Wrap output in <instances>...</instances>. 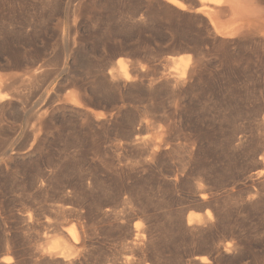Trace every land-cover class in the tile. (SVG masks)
I'll return each mask as SVG.
<instances>
[{
  "label": "rangeland",
  "instance_id": "obj_1",
  "mask_svg": "<svg viewBox=\"0 0 264 264\" xmlns=\"http://www.w3.org/2000/svg\"><path fill=\"white\" fill-rule=\"evenodd\" d=\"M245 2L214 29L198 0H0V264H264Z\"/></svg>",
  "mask_w": 264,
  "mask_h": 264
},
{
  "label": "bare ground",
  "instance_id": "obj_2",
  "mask_svg": "<svg viewBox=\"0 0 264 264\" xmlns=\"http://www.w3.org/2000/svg\"><path fill=\"white\" fill-rule=\"evenodd\" d=\"M198 1H200V4H201V7H204V8H206V9H208V12L209 11H211L212 12V14H211V16H210V14H209V20H210V23H211V25H213L212 27L214 28H220V20L218 19V14L217 13H215L214 11H215V9H216V7H218L219 8V5H221L222 6V4H224V3H228V5H226L227 7L229 6V10H230V12H229V14L232 16V23H236V22H238V21H240V20H242V19H244V17H246V16H248L249 15V13H251V12H253V9L251 8V7H249V4H247L246 2H245V0H198ZM211 4V6H208V4ZM199 4V5H200ZM209 4V5H210ZM225 6V10H226V7ZM200 8V7H199ZM205 9V10H206ZM203 10V9H202ZM218 10V9H217ZM217 10H216V12H217ZM219 11H222V9H219ZM205 12V11H204ZM207 11H206V13H208ZM213 12H214V15H213ZM254 13V12H253ZM252 13V14H253ZM217 14V15H216ZM213 15V16H212ZM249 17V16H248ZM220 21V22H219ZM263 24V23H262ZM222 26H224V25H222ZM228 27V26H227ZM226 27V28H227ZM214 28V29H215ZM224 29V30H227V33L226 34H228V33H230L231 34V32H232V29L231 28H227V29ZM263 28V27H262ZM228 29H231V30H229L228 31ZM218 31L217 32H219L220 30L219 29H217ZM221 32H222V29H221ZM220 32V33H221ZM223 33V32H222ZM5 96L6 95H2L1 93H0V101L1 100H3L4 98H5ZM264 158V157H263ZM200 217H201V215L199 214V213H196V212H189L188 213V215H187V223H192V222H195V221H198L199 219H200ZM136 224H137V222H136ZM135 225V224H134ZM138 225V224H137ZM69 229H70V231H71V234H72V237H71V240L73 241V242H75L76 243V241H77V239H78V237H77V232H76V228L74 227V226H71V227H69ZM67 231V230H66ZM79 242V241H78ZM54 254H56V255H58V256H61V257H63V258H67L68 259V257L70 256V254L68 253V252H66V251H64L63 250V248H61V249H59L58 251H54ZM204 258L205 257H200V261H205L204 260ZM5 259H8V257H5L4 258V261H5ZM7 261V260H6ZM206 262V261H205Z\"/></svg>",
  "mask_w": 264,
  "mask_h": 264
},
{
  "label": "trees",
  "instance_id": "obj_3",
  "mask_svg": "<svg viewBox=\"0 0 264 264\" xmlns=\"http://www.w3.org/2000/svg\"><path fill=\"white\" fill-rule=\"evenodd\" d=\"M245 236L248 238L250 236V233H246ZM241 243L244 244L246 247L248 246V243L246 242V240H244V237L241 239Z\"/></svg>",
  "mask_w": 264,
  "mask_h": 264
}]
</instances>
